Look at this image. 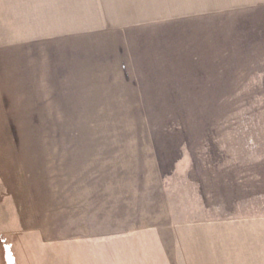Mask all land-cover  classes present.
Wrapping results in <instances>:
<instances>
[{
    "label": "rangeland",
    "instance_id": "1",
    "mask_svg": "<svg viewBox=\"0 0 264 264\" xmlns=\"http://www.w3.org/2000/svg\"><path fill=\"white\" fill-rule=\"evenodd\" d=\"M71 2L0 42V264L115 234L156 264L165 222L264 213V0L118 30Z\"/></svg>",
    "mask_w": 264,
    "mask_h": 264
},
{
    "label": "crops",
    "instance_id": "2",
    "mask_svg": "<svg viewBox=\"0 0 264 264\" xmlns=\"http://www.w3.org/2000/svg\"><path fill=\"white\" fill-rule=\"evenodd\" d=\"M45 1L0 0V26L4 24L7 27L5 31L1 28L0 42L8 45L24 43L26 30H12L10 27L23 26L26 17V21L37 24L41 22V16H38L42 11H49L50 14L52 11L55 16L57 0H47V4ZM206 1L216 6V0ZM69 6L100 11L90 15L103 18L100 22L103 23L102 30L105 27L114 30L138 27L161 20L174 23L179 18L202 14L198 12L200 0H188L187 3L185 0H72ZM101 29L96 28L98 31ZM244 205L230 204L228 207ZM246 206L248 209L249 205ZM256 206L263 208L264 204ZM151 235L154 247L147 250L145 257L158 261L156 264H264V213L261 212L165 222ZM131 236L128 234L125 240L117 234L110 238L84 240L80 249L68 245L64 252V264H138L137 245Z\"/></svg>",
    "mask_w": 264,
    "mask_h": 264
}]
</instances>
